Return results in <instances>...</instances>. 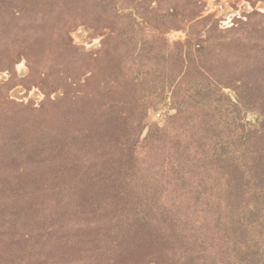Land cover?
<instances>
[{"label": "trees", "instance_id": "obj_1", "mask_svg": "<svg viewBox=\"0 0 264 264\" xmlns=\"http://www.w3.org/2000/svg\"><path fill=\"white\" fill-rule=\"evenodd\" d=\"M5 1L13 6L0 10V69L22 55L37 71L43 64L35 58H63L66 71L44 65L47 78L39 83L49 97L58 88L64 94L42 108L48 125L39 141L14 132L8 110L15 105L0 91V256L19 264H121L123 254L136 260L148 245L168 264H264L262 27L247 24L230 41L187 29L183 49L171 58L162 47H138L135 30L148 20L125 11L133 0ZM102 23L114 38L126 36L136 66L121 86L83 98L73 83L95 79L97 58L75 46L70 33ZM49 29L58 30L55 49ZM235 41L250 46L251 60L241 52L224 72L198 71L209 51ZM158 62L186 70L170 76ZM225 88L236 90V101ZM132 89L137 103L130 110L124 98ZM162 109L175 113L164 125L151 124L149 113ZM246 111L259 117L251 121Z\"/></svg>", "mask_w": 264, "mask_h": 264}, {"label": "rangeland", "instance_id": "obj_2", "mask_svg": "<svg viewBox=\"0 0 264 264\" xmlns=\"http://www.w3.org/2000/svg\"><path fill=\"white\" fill-rule=\"evenodd\" d=\"M86 1L87 0H77V5H83ZM12 6V4L10 5V1L0 0L1 11L9 12ZM126 7V12L135 10L137 15L139 14L141 17L145 16L148 20V22L145 23L141 22L142 24L138 25L135 30L140 39L138 47H143L144 43L147 44V48L155 46V48L159 49L162 47L161 51L167 55L170 54L171 58L183 49L179 44L187 39V29L190 28L203 39L215 38L220 33H224L226 40L230 41L234 34L245 32L247 24L251 26H261L263 30L262 34H264V0H133V2ZM163 15L165 16L163 17ZM141 17H139V20L143 21ZM229 19H233L232 22H229ZM165 21H167V23ZM222 21H226L227 25L222 23ZM198 22L200 23L196 25ZM99 26L100 29H96L93 27V24H81L70 33L75 46L82 47L90 56L97 58L94 64L97 71L95 79L90 81V83L87 82L88 85L86 86L80 84V82H86L85 77H83V79L81 77L82 80L79 79L77 83H73V94L82 96L83 98H86V91L92 93V91H98L101 87H105V90L108 92L112 90L114 86H119L122 79L125 78V74L133 73L136 66V61L130 59L129 56L131 47L128 45V39H123L126 36H123L121 39L114 38L111 27L105 26L104 23ZM57 27L59 28V26ZM49 31L53 36L50 44H48L49 49L50 47L55 49L60 42V39L54 37L58 34V30L49 29ZM262 37L264 38V35H261V38ZM106 40L109 42L104 49L103 44ZM254 43L258 44L259 41L256 40ZM240 45H243L241 41L224 43L209 51L207 55L202 58L203 60L200 59L198 61V71H204L205 74H208L210 71L213 73L224 72L230 64L228 59L241 52L242 55L245 53L247 59L251 60L253 56L250 46L245 49V47L243 48ZM45 49H48L46 44H44V50ZM32 57L34 58L35 56ZM19 58L18 62L11 67L0 69V91L3 99L7 97L12 101L11 103L15 105V109L8 110L11 112L8 117L11 119L14 132H23V134H26L27 137L29 136L33 141H39L42 140L41 138L47 133V127L45 125H48L41 119L42 108H44L43 110H50V108L46 106V104H48L46 103L48 99L51 98L56 101L64 94L62 89L58 88L51 93L49 97L48 87L39 83L41 79L47 78L44 69L48 68H44V65H48L51 69V65L57 63L55 67L57 71H66V68L61 65L63 64V58L59 57H57L58 60L55 61L49 59L48 56L43 60L38 58L33 60L31 58L33 61L43 64L42 67L40 66L38 68V71L36 65H32L31 60L28 61L27 58L22 55H20ZM218 60H220V62ZM147 61L148 59L142 56L141 63L144 64L145 62L147 63ZM150 63L152 62H148L149 65ZM158 63L159 67H161L164 72H168L170 76L181 72L183 73V71L186 70L185 66H182V68L177 67L176 62L172 64L167 62ZM31 67L34 68L33 71ZM90 74L91 73L87 76ZM60 75L62 76V72H60ZM224 90L230 95L233 101H236L237 96L235 89L225 88ZM129 94L130 96L124 98V103L127 109L132 110L133 107H136L137 103L136 99L132 98L135 94L134 89L129 91ZM78 105L80 106V102ZM7 109L9 108L6 107L5 109L4 107V110L7 111ZM123 113L122 116L127 118L125 117L127 113ZM174 113L175 111L169 109L151 111L149 113L150 123L164 125L168 115ZM244 114H246L251 121H255L256 118L259 117L253 112L246 111ZM18 117H23L24 121H21V118L18 120ZM134 121L137 123L136 119ZM122 124L125 128L131 127L130 123H127V121H122ZM79 126L81 125L76 124V127ZM149 128L150 127L147 126L142 136L141 134L139 135L141 139L147 136ZM41 134L44 136H41ZM42 190L45 191V188ZM159 251L153 246L149 247L147 245L146 248H141L139 252L134 253L138 256L136 260H132V258L128 257L126 254H123L119 260L121 264H168L169 261L166 255V259L162 257L164 261L158 258L160 255ZM20 256L23 255L19 253L17 257ZM11 261L19 264L14 261V258L11 259ZM53 261L49 263H45V261L43 264H52ZM12 262H10L7 257L0 256V264H13ZM101 263L105 264L103 261L89 264ZM65 264H67V262Z\"/></svg>", "mask_w": 264, "mask_h": 264}, {"label": "built area", "instance_id": "obj_3", "mask_svg": "<svg viewBox=\"0 0 264 264\" xmlns=\"http://www.w3.org/2000/svg\"><path fill=\"white\" fill-rule=\"evenodd\" d=\"M233 19H229V22H232ZM222 23H224L225 25H227L226 21H222Z\"/></svg>", "mask_w": 264, "mask_h": 264}]
</instances>
